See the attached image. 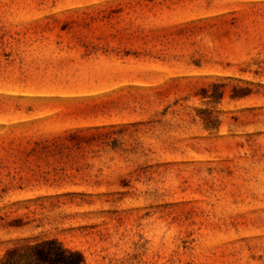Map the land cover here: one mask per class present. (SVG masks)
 Here are the masks:
<instances>
[{
    "label": "rangeland",
    "instance_id": "rangeland-1",
    "mask_svg": "<svg viewBox=\"0 0 264 264\" xmlns=\"http://www.w3.org/2000/svg\"><path fill=\"white\" fill-rule=\"evenodd\" d=\"M264 264V0H0V257Z\"/></svg>",
    "mask_w": 264,
    "mask_h": 264
},
{
    "label": "trees",
    "instance_id": "trees-1",
    "mask_svg": "<svg viewBox=\"0 0 264 264\" xmlns=\"http://www.w3.org/2000/svg\"><path fill=\"white\" fill-rule=\"evenodd\" d=\"M0 264H86L84 255L55 238L25 240L7 248Z\"/></svg>",
    "mask_w": 264,
    "mask_h": 264
}]
</instances>
